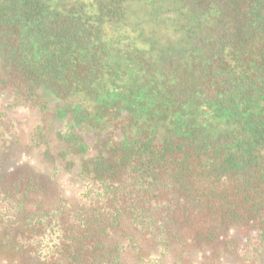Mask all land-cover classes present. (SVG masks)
<instances>
[{"label":"trees","instance_id":"1","mask_svg":"<svg viewBox=\"0 0 264 264\" xmlns=\"http://www.w3.org/2000/svg\"><path fill=\"white\" fill-rule=\"evenodd\" d=\"M131 1L0 0V264H264V0H178L186 88L116 61Z\"/></svg>","mask_w":264,"mask_h":264},{"label":"rangeland","instance_id":"2","mask_svg":"<svg viewBox=\"0 0 264 264\" xmlns=\"http://www.w3.org/2000/svg\"><path fill=\"white\" fill-rule=\"evenodd\" d=\"M179 4L178 0L131 1L127 5L126 24H120L115 32L113 50L120 56L118 59L122 57L136 77L145 76L143 80L151 79L157 87L179 81L186 88L191 83L186 65L189 47L184 32L192 24V14ZM137 80L143 82L140 77ZM61 182L66 195H72L80 187L73 178ZM200 256L196 255L199 259ZM222 264H232V257Z\"/></svg>","mask_w":264,"mask_h":264},{"label":"flooded vegetation","instance_id":"3","mask_svg":"<svg viewBox=\"0 0 264 264\" xmlns=\"http://www.w3.org/2000/svg\"><path fill=\"white\" fill-rule=\"evenodd\" d=\"M116 61H117V62H118V61H120V60H118V57L116 58ZM120 66H121V65H120ZM87 139H88V140H90V139H91V137H89V138H87ZM73 171H75V172H76V171H77V168H76V167H75V168H73ZM67 177L69 178V177H71V176H70V175H68Z\"/></svg>","mask_w":264,"mask_h":264}]
</instances>
